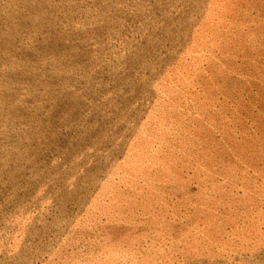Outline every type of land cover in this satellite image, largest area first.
<instances>
[{"label": "rangeland", "instance_id": "obj_1", "mask_svg": "<svg viewBox=\"0 0 264 264\" xmlns=\"http://www.w3.org/2000/svg\"><path fill=\"white\" fill-rule=\"evenodd\" d=\"M0 264H264V0H0Z\"/></svg>", "mask_w": 264, "mask_h": 264}]
</instances>
